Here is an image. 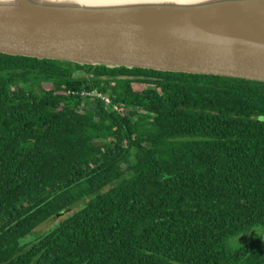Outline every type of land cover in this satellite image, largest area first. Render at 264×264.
Here are the masks:
<instances>
[{
  "label": "trees",
  "instance_id": "trees-1",
  "mask_svg": "<svg viewBox=\"0 0 264 264\" xmlns=\"http://www.w3.org/2000/svg\"><path fill=\"white\" fill-rule=\"evenodd\" d=\"M262 117L264 83L0 54V264H264L228 246L264 229Z\"/></svg>",
  "mask_w": 264,
  "mask_h": 264
},
{
  "label": "water",
  "instance_id": "water-1",
  "mask_svg": "<svg viewBox=\"0 0 264 264\" xmlns=\"http://www.w3.org/2000/svg\"><path fill=\"white\" fill-rule=\"evenodd\" d=\"M0 54L264 83V0H0Z\"/></svg>",
  "mask_w": 264,
  "mask_h": 264
},
{
  "label": "rangeland",
  "instance_id": "rangeland-1",
  "mask_svg": "<svg viewBox=\"0 0 264 264\" xmlns=\"http://www.w3.org/2000/svg\"><path fill=\"white\" fill-rule=\"evenodd\" d=\"M260 120L264 121V117L260 118ZM65 217V215L60 216L58 218H54L53 221H47L40 226L36 228L34 233H32L27 240H32L34 239L37 235H41L48 231L50 228L55 226L60 220H62ZM264 232V229L262 228H253L245 233H242L240 236L235 237L231 239L228 243V246L231 250H235L238 247L244 246L245 244L253 241L254 239L258 238L260 235H262Z\"/></svg>",
  "mask_w": 264,
  "mask_h": 264
},
{
  "label": "built area",
  "instance_id": "built-area-1",
  "mask_svg": "<svg viewBox=\"0 0 264 264\" xmlns=\"http://www.w3.org/2000/svg\"><path fill=\"white\" fill-rule=\"evenodd\" d=\"M94 95H97L99 98H101L102 100H104L106 102V104H110V101L107 98H105V97H103L101 95L96 94V92L94 93ZM114 109H116V108H114Z\"/></svg>",
  "mask_w": 264,
  "mask_h": 264
},
{
  "label": "bare ground",
  "instance_id": "bare-ground-1",
  "mask_svg": "<svg viewBox=\"0 0 264 264\" xmlns=\"http://www.w3.org/2000/svg\"><path fill=\"white\" fill-rule=\"evenodd\" d=\"M60 1H63V0H60Z\"/></svg>",
  "mask_w": 264,
  "mask_h": 264
}]
</instances>
